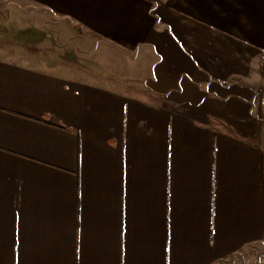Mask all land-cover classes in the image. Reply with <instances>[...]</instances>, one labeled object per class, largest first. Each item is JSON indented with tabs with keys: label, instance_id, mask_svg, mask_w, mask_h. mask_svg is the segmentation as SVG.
<instances>
[{
	"label": "crops",
	"instance_id": "crops-1",
	"mask_svg": "<svg viewBox=\"0 0 264 264\" xmlns=\"http://www.w3.org/2000/svg\"><path fill=\"white\" fill-rule=\"evenodd\" d=\"M0 6L35 12L0 26V264L256 259L264 0ZM115 50L151 71L119 73Z\"/></svg>",
	"mask_w": 264,
	"mask_h": 264
},
{
	"label": "rangeland",
	"instance_id": "rangeland-1",
	"mask_svg": "<svg viewBox=\"0 0 264 264\" xmlns=\"http://www.w3.org/2000/svg\"><path fill=\"white\" fill-rule=\"evenodd\" d=\"M1 8V6H0ZM4 8V6H3ZM35 12L30 11V10H26V9H20L17 7H12V9L6 10L5 12H3V18L0 20V26H2L3 28H9V24L7 22V18L6 16H11V18L16 19L18 18V20L20 21H24L22 18L26 19V17H31L32 14H34ZM71 39H69V43L71 46L75 47L78 50H81L80 52V56L82 58H87L88 56H92V60H98L100 61V59L98 57H103L105 56L106 58V54L104 53V49L101 47L97 46V51L95 53L94 50L89 52L88 48L86 46H84V40L83 39H77L76 37H70ZM62 41H66L65 39L62 38ZM81 48V49H80ZM101 48V50H100ZM113 59L108 60V62L112 63L113 67H115V69L119 72H125V68L127 66L130 67V69H128L130 72L135 71V70H139L140 72L143 73V75H147L150 71H151V67H152V63H153V54L151 53H145V52H137L134 51L132 53H121L120 51L116 50L114 52H112L110 54ZM98 56V57H96ZM104 58V59H105ZM103 59V60H104ZM96 60V61H97ZM135 68V69H133ZM254 253L256 254V259L255 260H249V259H242V257L240 255L238 256H234L229 258L227 261H225L223 264H264V245H259L256 247V249L254 250Z\"/></svg>",
	"mask_w": 264,
	"mask_h": 264
}]
</instances>
